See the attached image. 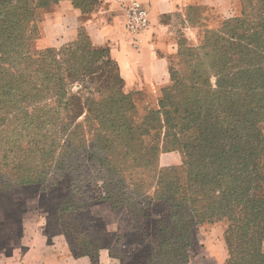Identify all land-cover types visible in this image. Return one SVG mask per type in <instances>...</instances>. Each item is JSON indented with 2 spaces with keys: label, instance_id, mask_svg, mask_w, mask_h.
I'll list each match as a JSON object with an SVG mask.
<instances>
[{
  "label": "trees",
  "instance_id": "1",
  "mask_svg": "<svg viewBox=\"0 0 264 264\" xmlns=\"http://www.w3.org/2000/svg\"><path fill=\"white\" fill-rule=\"evenodd\" d=\"M59 1L0 0V190L44 183L86 195L88 182L100 180L102 196L72 195L64 210L95 229L90 202L126 206L130 232L139 229L145 241L142 219L162 206L148 264H189L195 227L223 218V264H264V0H241L239 15L188 48L184 68L170 62L158 107L141 117L133 96L144 90L127 91L110 48L93 45L85 31L55 50H32L38 11ZM72 2L87 13L98 0ZM199 8L190 21L200 19ZM170 151L182 163L161 168ZM130 168L154 170L153 181H128ZM96 239L94 248L69 246L96 258Z\"/></svg>",
  "mask_w": 264,
  "mask_h": 264
},
{
  "label": "crops",
  "instance_id": "2",
  "mask_svg": "<svg viewBox=\"0 0 264 264\" xmlns=\"http://www.w3.org/2000/svg\"><path fill=\"white\" fill-rule=\"evenodd\" d=\"M218 1L144 0L150 12V26L137 46L133 45L126 31L124 13L116 0H98L87 13L75 6L72 0H60L47 13L43 29L49 42L55 46L74 41L80 31H85L93 45L110 48L111 56L117 61L125 80L127 91L151 89L155 94L170 79V57L177 50L176 40L172 37L174 28L179 24L175 16L184 15L190 21V16L186 13L199 7L210 8L212 11L215 8L214 11L220 14ZM197 22L203 23L199 19ZM181 160L179 152H164L160 155L163 165H176ZM90 213L95 218L96 225L107 236L114 232H130L131 216L126 206L115 209L108 202H97L90 204ZM44 222L45 219L37 208L25 209L20 220V244L10 249L2 246L0 264H132L125 261L126 255H120L114 250L116 245L119 246L120 238L108 240L97 252V257L92 258L89 254L74 253L68 244L56 242V235L50 236L43 231ZM224 259L225 255L218 256V261Z\"/></svg>",
  "mask_w": 264,
  "mask_h": 264
},
{
  "label": "rangeland",
  "instance_id": "3",
  "mask_svg": "<svg viewBox=\"0 0 264 264\" xmlns=\"http://www.w3.org/2000/svg\"><path fill=\"white\" fill-rule=\"evenodd\" d=\"M218 6V9L221 11L220 14L215 12V8V11L210 10V8H201L198 12H196L200 16L199 20L203 22L202 24H198L197 21L196 23H193L192 21H189L187 16L184 15L175 16V20L178 21L179 24L177 25L178 27L176 26V28H174V34L172 36L175 38L177 43V50L175 54L170 57L172 66L176 68L181 66L184 68V66L187 65L185 62L187 61V58H189L187 55L188 48H197L203 42L205 34L208 30L219 28L222 26L224 19L239 15L242 11L243 3L241 0H232L231 2L230 0H219ZM52 7L53 5L38 11V32L28 31L31 32L32 35L29 42L32 43L33 51H39L46 48H52L55 50L61 47L52 45L43 29L44 20L47 18V13L52 9ZM194 12L191 11V13H186V15L189 14L190 16ZM82 35L84 36V33H82ZM29 42L27 40L26 43ZM71 42L73 41H69L65 43V45ZM179 48H181L183 54L177 53ZM192 51L194 53L198 52L196 49H192ZM212 80L214 81L215 78H212ZM161 89L162 87H160L155 94L151 89H146L145 91L140 92V94L133 96L139 117L148 112V110L158 107ZM77 160H79V157H77ZM181 163L182 160L176 165H180ZM83 164L86 167L90 166V164L86 161H84ZM159 166L161 168H165L172 165H163L159 160ZM90 173L93 176H96V168H90ZM154 173L155 171L150 169L144 170V168H130L125 172V176L128 181L131 179L137 181L144 180L147 184H150L153 181ZM65 180L66 178H61L59 183H64ZM46 186L47 184L44 183L14 185L0 190V248L2 246L5 249H10L13 246L18 247L20 244L18 237L22 231V225L20 223L22 212L25 209L34 210V208H37L39 214L45 219L43 231L50 236L56 235L57 237H55V241L60 242L61 244L65 243L69 245L70 242H73L75 246L83 249L93 247L89 244V242L92 241V238H98V241L96 239V242L100 245H104L110 240H113V238L119 239V235L122 233L114 232L111 233L110 236H107V234L99 230L100 228L98 226L95 229L91 228V224H89L86 218H83L82 215L75 218V216L64 210L66 205L63 204H71L69 201L70 196L74 195V193H70L63 186H52L49 187L48 190L45 189ZM87 186L88 187L85 189L87 192L85 193L86 195L75 194L74 196L87 197L102 196L104 194L100 180L88 182ZM98 202L106 201L101 200ZM92 203L94 204L97 202H90V204ZM151 210L152 216L144 217L142 219L143 225L147 230V238L145 241L142 240L139 229L126 233V236L120 240L118 249H124L126 252H130L127 253L125 257V261H128L129 263H149L150 254L152 249L155 247V242L152 241L150 234H152L156 229V220L162 218L164 216L162 214L165 212L162 206L157 205H154ZM228 226L229 220L227 218H223L218 221L210 223L207 222L203 225L195 227L197 242L190 248L191 264H223L226 262L229 258V249L225 239V233ZM8 238L11 239L8 241ZM115 247H117V245ZM221 254L222 256L225 255V259L220 262L218 261V256H221Z\"/></svg>",
  "mask_w": 264,
  "mask_h": 264
},
{
  "label": "built area",
  "instance_id": "4",
  "mask_svg": "<svg viewBox=\"0 0 264 264\" xmlns=\"http://www.w3.org/2000/svg\"><path fill=\"white\" fill-rule=\"evenodd\" d=\"M125 17L126 31L137 46L143 33L150 26V12L144 0H116Z\"/></svg>",
  "mask_w": 264,
  "mask_h": 264
}]
</instances>
